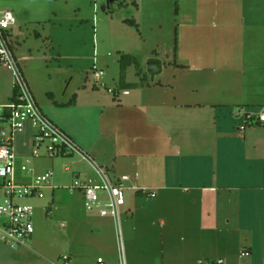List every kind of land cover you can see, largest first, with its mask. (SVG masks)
<instances>
[{
    "label": "crops",
    "instance_id": "1",
    "mask_svg": "<svg viewBox=\"0 0 264 264\" xmlns=\"http://www.w3.org/2000/svg\"><path fill=\"white\" fill-rule=\"evenodd\" d=\"M11 2L0 11L9 9L16 16L13 44L21 65L32 54H16L21 46L18 23L41 25L50 22V14L41 16L40 9H29L28 4L11 8L18 5ZM136 2L134 20L143 42L150 38L159 46L168 33L172 56L165 58L153 48L149 57L161 59L158 75L169 72L172 80L155 76L148 84L136 82L133 91L123 90L128 94L112 88L113 94L111 87L93 83L92 93L84 95L87 85L69 92L67 84L63 92L67 76H60L54 91L52 83L48 87L47 80L35 79L26 67L23 72L35 98L97 163L114 175L130 177L127 184L135 187L128 192L131 198L151 192L166 196L161 224L173 230L180 243L187 241L186 255L195 259L190 264L214 263L215 257L222 264H264L257 261L264 250V121L259 120L264 114V0H179L177 12L165 9L171 0ZM94 67L93 74L100 69ZM13 96V75L0 65V108ZM26 126L32 129L31 139L34 128ZM58 158L73 181H95L90 166L77 157ZM51 160V168L33 167V171H54L56 159ZM56 182L52 179L47 188L53 195ZM173 192L186 197H169ZM134 204L131 199V209ZM254 231L261 244L255 242ZM243 250L250 256L242 257ZM165 261L161 257L131 263Z\"/></svg>",
    "mask_w": 264,
    "mask_h": 264
},
{
    "label": "rangeland",
    "instance_id": "2",
    "mask_svg": "<svg viewBox=\"0 0 264 264\" xmlns=\"http://www.w3.org/2000/svg\"><path fill=\"white\" fill-rule=\"evenodd\" d=\"M11 1L18 4L10 6L11 8H26L25 4H28L29 9H40L41 16L50 14V22L41 25L37 23L31 25L19 20L20 36L17 39L21 46L19 50L17 47L16 54L18 56L32 54V59L27 63L21 62L22 69L26 72L27 67L30 74L39 81L43 78L47 80L48 87L52 83L54 91L57 89L55 84L58 78L67 76L63 92L67 84H70L69 92L86 88L87 85L88 90L83 94L92 93L90 91L94 83L93 67L96 64L105 71L106 86L122 92L125 88L120 86V58L124 53L135 55L139 61V65L128 66L125 71V80L128 84L126 88L133 91L136 82L147 84L153 82L147 71V62L151 58L150 54L154 52L153 48L163 53L165 58L173 54L167 31L164 32L166 37L160 45L154 46L150 38L147 42L141 40L138 35L141 37L142 35L140 30L137 31L138 27L134 25L131 27L126 24L128 22H124L125 19H134L136 9L131 3L132 0H116L110 9L105 11L101 9L104 0H0V6ZM177 1L179 2V0L167 2L165 9H176L179 6ZM11 4L13 3L9 5ZM144 9H148L147 3ZM173 41L174 37L171 42ZM165 78L172 80L173 76L169 72L163 76L156 75V80ZM25 128L27 129V126ZM28 129L14 136L15 154L23 162L28 161L27 165L30 168H51L49 164L53 158L32 156L34 150L33 137L30 139L32 129ZM54 159H56L54 178L57 180L55 195L45 188L44 198L19 200L34 205L35 232L26 246L12 248L2 244L0 264H62L60 256L68 253H72L73 264H94L99 256H103L108 264H118L120 243L118 227L113 218L87 212L80 192L69 188L73 185V178L64 171L62 158ZM2 184L3 179L0 178V204L6 198ZM129 193L128 202L122 207L120 216L122 253L126 255L128 263L133 264L140 259L157 260L161 257L166 258V263L160 264H169L167 261L171 258H174L173 261L178 262L177 264L194 263L195 259L186 255L188 248L184 244L187 241L180 243L175 232L170 229L167 231L161 224L164 217L163 209H166L162 202L166 196L160 194L157 197L144 195L131 198ZM191 195L197 196L196 192ZM169 197L177 199L186 196L173 192ZM131 199L132 203H135L132 209ZM253 238L257 245L261 244L262 238L255 231ZM3 257H6L4 262ZM245 259L243 258V262ZM263 260L264 250L259 252L257 257L259 263ZM214 261V264H217L219 259L215 257Z\"/></svg>",
    "mask_w": 264,
    "mask_h": 264
},
{
    "label": "built area",
    "instance_id": "3",
    "mask_svg": "<svg viewBox=\"0 0 264 264\" xmlns=\"http://www.w3.org/2000/svg\"><path fill=\"white\" fill-rule=\"evenodd\" d=\"M16 23L13 11L9 9L0 11V65L11 71L15 93L12 100L0 108V178L3 179L1 186L6 197L0 204V248L2 244L12 248L27 245L35 232L33 221L35 207L31 203H22L19 200L44 198V189L51 186L54 177L53 170L35 173L33 168L28 167L29 162H23L14 152V136L30 123L35 131L33 157L57 158L69 155L90 166L95 181L86 183L76 178L70 188L82 191L87 212L113 218L118 227L120 243L118 264H128L122 253L120 216L122 207L127 204L128 192L135 190V187L127 184L130 180L128 175H114L105 166L97 163L44 113L14 52L13 29ZM93 77L94 85L106 87L102 69L96 70ZM108 90L116 94L115 89ZM122 93L128 94L129 91L125 90ZM259 120L264 121V114H259ZM65 170H70L69 165H65ZM150 196H155L154 192H151ZM241 256L249 257L250 252L243 250ZM60 258L62 264H72L71 255L64 254ZM222 263L223 260L217 262ZM94 264L108 263L104 257L99 256Z\"/></svg>",
    "mask_w": 264,
    "mask_h": 264
},
{
    "label": "trees",
    "instance_id": "4",
    "mask_svg": "<svg viewBox=\"0 0 264 264\" xmlns=\"http://www.w3.org/2000/svg\"><path fill=\"white\" fill-rule=\"evenodd\" d=\"M133 4L134 7H138L137 5V2L136 0H132L131 2ZM178 11V7L176 8V12ZM126 22H128L129 24H131L132 26L134 25L135 27H138L137 23L135 22L134 19H126L125 20ZM137 30H139V28H137ZM139 65V61H138V58L135 56V55H132V54H128V53H124L121 58H120V66H121V74H120V78H121V87L123 88H126L128 87L127 83H126V80H125V71L127 69L128 66H131V65ZM143 83L141 82V85ZM137 86V84H134ZM15 94V93H14Z\"/></svg>",
    "mask_w": 264,
    "mask_h": 264
},
{
    "label": "water",
    "instance_id": "5",
    "mask_svg": "<svg viewBox=\"0 0 264 264\" xmlns=\"http://www.w3.org/2000/svg\"><path fill=\"white\" fill-rule=\"evenodd\" d=\"M115 1L116 0H104L101 5V9L103 11L107 10L110 7L111 3H114ZM147 64H148L147 71L151 75L152 81H154L155 76L162 72L163 62L161 59L157 57H151L148 59Z\"/></svg>",
    "mask_w": 264,
    "mask_h": 264
}]
</instances>
